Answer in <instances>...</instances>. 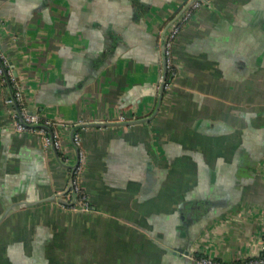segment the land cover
<instances>
[{
	"label": "crops",
	"instance_id": "0c3cea01",
	"mask_svg": "<svg viewBox=\"0 0 264 264\" xmlns=\"http://www.w3.org/2000/svg\"><path fill=\"white\" fill-rule=\"evenodd\" d=\"M183 1L0 0V42L26 107L62 125L71 163L63 125L136 120L78 130L91 209L75 211L69 169L38 133H16L0 81V264H189L168 250L187 243L227 261L259 253L264 0H214L194 14L156 112L158 27Z\"/></svg>",
	"mask_w": 264,
	"mask_h": 264
},
{
	"label": "built area",
	"instance_id": "2783aa9c",
	"mask_svg": "<svg viewBox=\"0 0 264 264\" xmlns=\"http://www.w3.org/2000/svg\"><path fill=\"white\" fill-rule=\"evenodd\" d=\"M198 5L199 2H196L193 8H196ZM189 15L190 13L186 15V18ZM180 26L181 23L176 24L170 33L169 41L166 47L167 54H169L171 43ZM167 66L168 69L171 70L169 60ZM0 78L1 82L4 85L9 84L12 88V94L9 93L8 97L6 98V104L11 108L14 119L13 126L15 128L16 133H23L29 130L38 133L42 137L43 144L46 149L50 150L51 148H54L59 153H61L62 160L69 162V156H67L62 149V138L58 131V126H60L61 124L49 119H43L37 113H31L29 111V109L24 103V89L19 83V81L16 80L14 70L9 64L8 58L2 51L1 46ZM73 140L76 146H80L81 136L79 132L75 133ZM74 189L79 195V207L86 208L88 205L86 194L76 181L74 182ZM193 259L194 264H264V241L262 243L259 253L242 259L227 261L209 257L206 255H193Z\"/></svg>",
	"mask_w": 264,
	"mask_h": 264
},
{
	"label": "flooded vegetation",
	"instance_id": "af4514ba",
	"mask_svg": "<svg viewBox=\"0 0 264 264\" xmlns=\"http://www.w3.org/2000/svg\"><path fill=\"white\" fill-rule=\"evenodd\" d=\"M213 1L214 0H184L181 4L180 8L176 12H174L170 17H168V19L166 18V21L161 26L158 27L157 45H158V49L160 52V58H161L160 61H161V65H162L160 79H159L160 82H159V86H158V97L160 96V90L162 89L163 85H164L163 86L164 96L167 93H170L172 91V89L176 86V78H177L178 73H179V69H178L179 66H178V63H177L175 55H174V49H175L176 43H177L184 27L191 21V19L194 17V14L197 11H199L203 7H206V8L211 7L213 4ZM196 2H199V5L196 8H193V6ZM188 13H190V15L186 18V15ZM178 16H180V17L176 20L174 26H173V24L170 25L171 21L175 17H178ZM179 23H181V26H180L179 30L177 31V33H176V35H175V37L171 43V46L169 49V54H167L166 53V47H167V44L169 41L170 33H171L172 29L175 27V25L179 24ZM3 26H4L3 21L2 22L0 21V41H1V30H2ZM167 28H168V30H167L166 34L164 35L163 33ZM0 46H1V49L4 52V54L8 58L4 48L2 47L1 42H0ZM168 60L170 61L171 70H169L168 66H167ZM8 61H9V64L11 66H13L12 63L10 62L9 58H8ZM14 74H15V70H14ZM15 77H16V80L19 81L16 74H15ZM0 81H1V78H0ZM8 85L9 84H7L5 86L7 87V90L10 91ZM21 86H22V84H21ZM24 103L26 105L25 97H24ZM120 121H125V119L121 117ZM76 125H77V123H76ZM80 136H81V134H80ZM78 147H80V146H78ZM78 154H79L78 155L79 160L81 162V160H83L84 155L82 152H80V150H79ZM69 159H70L69 162H66L64 160L63 161L65 163H68V164H73V163H71V160H72L71 157H69ZM69 171H70V181H69L68 187L66 188V191H68V192L65 194L68 197L67 201L69 203V207H71V209H73L75 211L88 212L91 209V203H90V200H89V197H88V194H87L85 188L81 184V171L82 170L80 167V163H79L78 168L74 172L70 169H69ZM75 181L79 184V186L84 190V192L86 194L87 203H88L86 208L79 207V195L76 193V191L74 189V182ZM1 258H4V264H11L9 257H1ZM60 258H62V259L66 258L67 261H69V262H70V260H72V257H46V259L48 260V264H57L58 261L60 260ZM22 259L24 260V262L26 264L31 259L34 261L37 260L36 257H28V258L25 257ZM55 261H57V263H55ZM24 262L23 263L21 262L20 264H25Z\"/></svg>",
	"mask_w": 264,
	"mask_h": 264
},
{
	"label": "water",
	"instance_id": "95a60500",
	"mask_svg": "<svg viewBox=\"0 0 264 264\" xmlns=\"http://www.w3.org/2000/svg\"><path fill=\"white\" fill-rule=\"evenodd\" d=\"M181 16V15H180ZM175 17L171 23L175 24L176 20L180 17ZM168 28L164 31V35L166 34ZM15 74L17 75L16 71H15ZM166 74V73H165ZM9 86V90H10V93L12 94V88H11V85H8ZM164 86V85H163ZM163 86H162V89L160 90V96H159V104L156 108V112H158L159 108H160V105H161V102H162V99H163V96H164V89H163ZM136 123V120H132V121H121L120 123H92V124H77L74 123V125H70V124H66V125H63V127H65V130L67 131L68 129L71 130L70 131V140L74 146V148L77 150V152L79 153V147L75 145L74 143V135L75 133L79 132L78 130L82 127H86V126H99V127H105V126H110V125H119V126H122V125H128V124H134ZM62 126V125H60ZM62 138V137H61ZM62 149L63 151L65 152L64 150V146H63V141H62ZM50 151H52L55 156L57 157L58 161L60 162V164L62 166H64L66 169H70L72 170L73 172L78 168L79 166V163H80V160H79V157H78V160L76 163L74 164H68V163H65L62 158H61V153H59L57 150H55L54 148H51ZM68 191L64 192V195L67 193ZM199 209V207H196ZM203 214H200V217L202 218ZM191 246H192V243H187V244H184L180 247H168V250H170L175 256L187 261L189 264H194V259H193V253L191 251Z\"/></svg>",
	"mask_w": 264,
	"mask_h": 264
}]
</instances>
